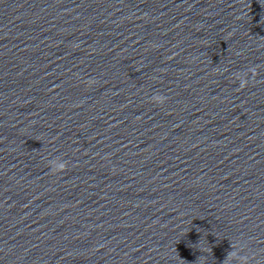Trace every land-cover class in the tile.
<instances>
[{
  "label": "clouds",
  "instance_id": "1",
  "mask_svg": "<svg viewBox=\"0 0 264 264\" xmlns=\"http://www.w3.org/2000/svg\"><path fill=\"white\" fill-rule=\"evenodd\" d=\"M237 78L240 81V88L241 89L244 88L248 84V82H249L247 76L246 77H243V78L237 76ZM89 83H92V81H89ZM151 99H152V102H154L157 105H163L164 103H166V97L163 96V95H161V94H156ZM67 167H68L67 163H61L55 169V171H53L51 169V172L53 174L62 173L63 171H65L67 169ZM232 247L235 249L236 248V245H233ZM233 260L237 261V264H248V257L239 255V252L238 251H235V250L231 251L227 255V258H226L225 262L226 261H229L230 264H231V262ZM225 262H224V264H225Z\"/></svg>",
  "mask_w": 264,
  "mask_h": 264
}]
</instances>
